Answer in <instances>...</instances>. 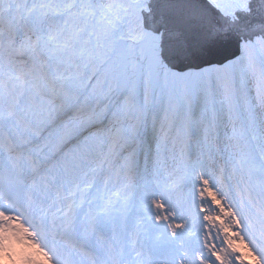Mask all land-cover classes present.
<instances>
[{"label":"snow or ice","instance_id":"snow-or-ice-1","mask_svg":"<svg viewBox=\"0 0 264 264\" xmlns=\"http://www.w3.org/2000/svg\"><path fill=\"white\" fill-rule=\"evenodd\" d=\"M0 264H264V0H0Z\"/></svg>","mask_w":264,"mask_h":264}]
</instances>
